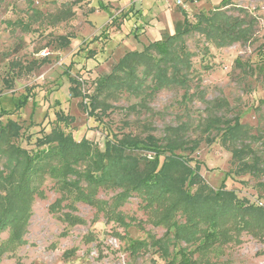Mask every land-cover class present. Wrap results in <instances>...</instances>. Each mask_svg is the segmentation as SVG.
I'll return each mask as SVG.
<instances>
[{
    "label": "rangeland",
    "instance_id": "rangeland-1",
    "mask_svg": "<svg viewBox=\"0 0 264 264\" xmlns=\"http://www.w3.org/2000/svg\"><path fill=\"white\" fill-rule=\"evenodd\" d=\"M72 1L0 0V112H4V122L13 118L23 126L17 143L35 150L37 137L51 132L54 126L71 132L77 140L86 136L101 148L107 139L125 132L141 137L151 134L165 143L169 126L182 125L185 138L201 141L190 156L200 162L199 170L209 185L215 190L226 186L241 198L264 204V170L259 175L236 172L231 151L220 140L225 123L204 131L207 119L217 116L234 123L239 117L251 137L234 145L250 144L264 167V0H232L225 7L235 16L244 15L245 9L249 17L256 18L255 37L248 42L217 47L198 31L185 37L194 53L189 89L168 86L155 92L146 106L140 103L141 97L118 92L106 99L112 107L99 116L90 115L83 104L88 101L86 95L94 92L96 79L111 72L126 51L143 49L156 37L161 38L164 31L173 33L175 23L184 18V9L164 0H84L74 6L73 18L51 23L46 14ZM221 1L193 0L187 10L189 19L195 22L198 13L208 12ZM32 7L42 15H33ZM63 34L73 35L68 46L58 43ZM237 59L243 65H237ZM20 64L28 67L17 73ZM10 77L14 80L11 86L6 83ZM71 78L80 86L78 97L72 95ZM57 112L73 120L58 122ZM206 137L215 141L209 143ZM135 153L155 155L147 149ZM3 161L0 157V169ZM40 188L45 196L39 194L33 199L27 243L17 248L15 256H4L2 264H14L16 258L23 264H153L152 259L166 264L153 249L132 255L127 246L129 238L117 235L116 231L127 232L128 237L149 239L150 231L157 237L170 236L163 226L153 225V216L139 193H133L121 209L141 221L142 227L133 225L125 231L85 202L76 203V213L86 222L69 226L59 218L68 207L50 211V204L61 195L55 179L46 175ZM119 191L101 188L98 197L111 201ZM0 236L7 239L8 231ZM241 238L242 243L214 247L207 255L208 264H264V237L243 232ZM66 252L73 254L66 256Z\"/></svg>",
    "mask_w": 264,
    "mask_h": 264
},
{
    "label": "trees",
    "instance_id": "trees-1",
    "mask_svg": "<svg viewBox=\"0 0 264 264\" xmlns=\"http://www.w3.org/2000/svg\"><path fill=\"white\" fill-rule=\"evenodd\" d=\"M82 1L66 2L58 11L46 16L53 24L71 19L76 15L74 6ZM232 3V0H222L208 12L198 13L195 22L189 19L187 11L182 10L184 18L175 23L173 33L164 31L160 39L152 40L143 49L126 51L111 72L97 78L94 92L86 95L89 97L87 102L83 101L84 108L90 115L99 116L112 107L106 99L118 92L128 91L141 97L140 103L146 106V101L152 99L155 92L168 86L189 89L194 53L187 47V35L198 31L217 47L254 39L256 18L249 17L245 9H242L244 15L229 13L225 7ZM32 8L33 15H42L37 8ZM22 24L29 27L28 22L22 21ZM72 37L63 34L58 37V43L68 46ZM236 64L243 65L239 59ZM22 67L28 65L20 64L17 73ZM71 79L72 95L78 97L80 86L76 79ZM13 82V77L6 78L8 85ZM3 115L4 112H0V157L4 158L0 169V234L8 231L9 237L2 240L0 236V264L4 256H15L17 248L27 243L25 234L33 214V199L39 194L45 196L40 185L46 175L55 179L61 193L50 204V211L55 213L68 207L69 211H64L59 218L69 226L86 222V218L76 213V203L85 202L97 212H103L108 222H116L125 231L133 225L142 227L141 221L125 215L121 209L133 193H139L153 216V225L163 226L170 236L157 237L149 231V239H140L116 231L120 239L129 238L127 246L132 255L153 249V253H160L166 264H208L207 255L214 247L242 243L243 232L259 239L264 237V204L241 198L234 189L226 186L215 190L209 185L199 170L200 162L190 156L201 141L185 138L182 125L169 126L168 134L163 138L165 143L151 134L141 137L125 132L107 139L104 148L86 136L77 140L71 132L54 126L51 132L38 136L37 149L30 150L16 141L22 136L23 126L13 118L4 122ZM57 120L66 122L73 117L57 112ZM221 122L226 127L220 140L230 149L236 172L253 175L263 172L262 158L250 144L234 145L251 137L250 129L239 117H235L234 123L217 116L207 119L204 131ZM206 141L213 143L215 139L206 137ZM141 149L151 150L155 155L148 157L135 153ZM195 186L196 190L191 191L190 188ZM101 188H119L121 191L110 201L98 197ZM71 254L73 252L65 253L66 256ZM152 263L158 264L155 259ZM14 264L23 262L16 258Z\"/></svg>",
    "mask_w": 264,
    "mask_h": 264
},
{
    "label": "built area",
    "instance_id": "built-area-1",
    "mask_svg": "<svg viewBox=\"0 0 264 264\" xmlns=\"http://www.w3.org/2000/svg\"><path fill=\"white\" fill-rule=\"evenodd\" d=\"M168 4H174L175 6H178L179 8H182L184 10H188L190 7V3L193 2V0H164Z\"/></svg>",
    "mask_w": 264,
    "mask_h": 264
},
{
    "label": "crops",
    "instance_id": "crops-1",
    "mask_svg": "<svg viewBox=\"0 0 264 264\" xmlns=\"http://www.w3.org/2000/svg\"><path fill=\"white\" fill-rule=\"evenodd\" d=\"M160 39V37H156L154 40Z\"/></svg>",
    "mask_w": 264,
    "mask_h": 264
}]
</instances>
